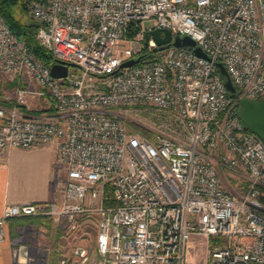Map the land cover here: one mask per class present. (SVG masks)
<instances>
[{"label": "built area", "instance_id": "2783aa9c", "mask_svg": "<svg viewBox=\"0 0 264 264\" xmlns=\"http://www.w3.org/2000/svg\"><path fill=\"white\" fill-rule=\"evenodd\" d=\"M24 6L52 63L37 59L0 13V75L16 86L11 106L0 104V151L54 146L67 177L55 201L5 204L0 243L13 219L52 216L68 232L94 216L96 264H185L192 236L219 242L204 264H264V140L245 127L239 105L264 101V0ZM157 29L190 37L207 59L157 47L149 35ZM58 62L68 73L55 79ZM30 95L52 113L23 112Z\"/></svg>", "mask_w": 264, "mask_h": 264}, {"label": "rangeland", "instance_id": "374dc122", "mask_svg": "<svg viewBox=\"0 0 264 264\" xmlns=\"http://www.w3.org/2000/svg\"><path fill=\"white\" fill-rule=\"evenodd\" d=\"M26 1L27 0H19L18 4L14 5L12 8V15L15 20L21 23H35L25 10L24 5ZM27 86L31 92L37 91V87L33 83H29ZM14 90L15 89L10 87V81L0 75V96L2 100L5 102L8 100L15 101L16 97ZM22 106L28 107L30 110L39 113L43 112L48 107V104L41 97L30 95L26 97L25 104ZM134 118L148 130H152V127H154L147 117L135 116ZM228 184L230 185L232 183L229 181ZM10 222L17 225L18 229L21 231L20 234L22 238L19 240L24 243L32 241L36 244L37 251H39L40 256L47 263H97V227L94 216L79 218L76 222L77 228L68 232L64 231L66 224L64 225L61 219L52 216L18 218ZM217 243L219 242L213 238L192 236L186 247L185 264H204L210 249Z\"/></svg>", "mask_w": 264, "mask_h": 264}, {"label": "crops", "instance_id": "0c3cea01", "mask_svg": "<svg viewBox=\"0 0 264 264\" xmlns=\"http://www.w3.org/2000/svg\"><path fill=\"white\" fill-rule=\"evenodd\" d=\"M15 89V83L10 82ZM0 101L2 98L0 96ZM29 115H49V106L36 113L28 107ZM67 177L66 168L58 161L54 146L33 149H3L0 151V215L5 204H36L59 198ZM18 226L10 221L0 243V264H51L37 251V245L21 242Z\"/></svg>", "mask_w": 264, "mask_h": 264}, {"label": "water", "instance_id": "95a60500", "mask_svg": "<svg viewBox=\"0 0 264 264\" xmlns=\"http://www.w3.org/2000/svg\"><path fill=\"white\" fill-rule=\"evenodd\" d=\"M157 47L165 45H173L174 47L191 48L193 53L200 58L207 59V56L198 47H195V42L188 36L173 38L168 30H153L149 33ZM156 50H154L155 52ZM139 59L129 60L122 64V68H127L138 62ZM68 65L58 62L50 68V75L55 78H64L68 73ZM217 68L221 76L224 78V86L226 91L231 94H236V89L232 85L231 80L222 64L218 63ZM240 118L245 127L254 135L264 140V101H250L245 98L239 101Z\"/></svg>", "mask_w": 264, "mask_h": 264}, {"label": "trees", "instance_id": "16d2710c", "mask_svg": "<svg viewBox=\"0 0 264 264\" xmlns=\"http://www.w3.org/2000/svg\"><path fill=\"white\" fill-rule=\"evenodd\" d=\"M29 1V0H27ZM19 0H0V13L4 18L9 28L22 40L29 51L39 59L45 66H49L52 63V55L42 48L36 40V31L38 28L37 23H21L14 19L12 15V8L17 5ZM230 97L237 98L238 93L235 95L229 94ZM0 104L9 108L11 105L8 102L0 101ZM143 134L150 136L147 131Z\"/></svg>", "mask_w": 264, "mask_h": 264}]
</instances>
